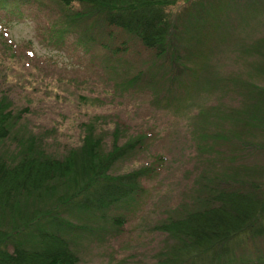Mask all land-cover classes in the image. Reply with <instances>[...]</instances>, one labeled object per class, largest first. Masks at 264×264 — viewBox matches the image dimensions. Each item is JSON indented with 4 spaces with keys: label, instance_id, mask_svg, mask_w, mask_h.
Instances as JSON below:
<instances>
[{
    "label": "rangeland",
    "instance_id": "rangeland-1",
    "mask_svg": "<svg viewBox=\"0 0 264 264\" xmlns=\"http://www.w3.org/2000/svg\"><path fill=\"white\" fill-rule=\"evenodd\" d=\"M31 1L14 12L0 6V101L17 116L0 143V158L19 160L31 140L62 155L84 143L89 125L106 150L116 132L120 142L152 133L143 149L111 170L149 167L142 191L112 208L65 213L72 223L67 237L83 264H159L169 238L157 224L204 206L222 188L264 190L263 105L252 101L249 115L236 109L247 80L264 88V0L177 1L167 9L174 57H156L136 36L100 20L79 21L63 39L51 27L60 1ZM196 55H204L210 81L222 87H205L182 104L174 93L186 87L173 76L184 57ZM37 206L32 200L28 209ZM10 219L0 211V226L18 222ZM259 260L261 237L240 250L237 264Z\"/></svg>",
    "mask_w": 264,
    "mask_h": 264
},
{
    "label": "trees",
    "instance_id": "trees-1",
    "mask_svg": "<svg viewBox=\"0 0 264 264\" xmlns=\"http://www.w3.org/2000/svg\"><path fill=\"white\" fill-rule=\"evenodd\" d=\"M59 1L58 21L51 27L63 39L79 21L100 20L136 36L156 57L177 54L169 46L173 32L167 9L179 0ZM26 3L32 1L0 0V6L12 12ZM36 3L44 4L42 0H36L34 5ZM203 56L196 55L197 60L184 57L192 64L182 62L181 70L173 76L186 87V93L178 96L176 91L174 93L182 104H187L183 97L194 98L205 87H222L221 81H210V70ZM200 59L201 62L195 63ZM177 60L176 56L174 61ZM245 85L242 106L236 108L240 116L249 115L252 101L262 103L264 108V88L248 80ZM178 101L174 98L171 103L179 105ZM262 115L264 118V111ZM16 119L9 104L1 100L0 143L7 138L11 123ZM117 121L126 125L118 118ZM88 129L90 133L84 143L62 155L48 152L31 140L19 160L0 158V211L18 221L10 219L9 228L0 226V264H83L67 237L72 223L65 213L79 208L84 211L112 208L113 204L143 190L142 180L150 171L149 167L123 174H113L111 170L120 158L143 149L152 133L141 131L136 137L120 142L116 132L111 148L106 150L102 138L93 133V125ZM161 161L163 156L151 167L158 170ZM255 188L250 191L239 187L219 189L204 206L157 224V229L169 238L159 264H237V255L249 246L252 238L264 239V190L258 185ZM51 198L49 206L53 209L47 206ZM32 200L39 206L30 211L28 204ZM122 221L120 216L114 217L115 223ZM258 264L264 261L259 260Z\"/></svg>",
    "mask_w": 264,
    "mask_h": 264
}]
</instances>
